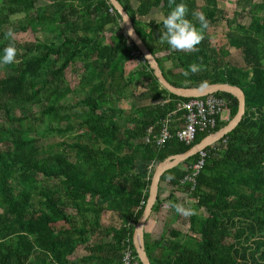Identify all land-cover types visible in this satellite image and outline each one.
<instances>
[{
  "label": "trees",
  "instance_id": "1",
  "mask_svg": "<svg viewBox=\"0 0 264 264\" xmlns=\"http://www.w3.org/2000/svg\"><path fill=\"white\" fill-rule=\"evenodd\" d=\"M39 1L0 0V57L10 42L4 36L9 28L48 35L44 42L24 46L15 41L20 50L16 61L0 65L5 71L0 77V264H121L129 240L142 264L133 237L157 165L198 146L229 122L219 118L215 131L200 134L191 145L174 136L156 146L153 138L161 121L192 98L164 89L144 61L138 78L150 81L149 99L123 108L121 100L131 99L135 86L126 66L135 60L133 52H140L127 33L106 42L109 26H123L110 1L45 0L38 5ZM118 1L172 85L229 84L246 97L243 121L224 139L228 145L207 160L196 190L189 193L181 181L199 154L161 177V183L185 188L196 214L184 217L181 224L188 225L189 232H172V241L164 237L151 246L144 235L151 264H264V2L239 0L231 20L221 11V0H175L188 5L187 18L197 27L193 12L204 13L210 22L198 51L187 53L161 42L163 23H150L151 29L144 30L137 24V17L146 18L154 9L167 15L168 0H136V9L130 0ZM25 13L28 24L12 21L14 15ZM244 16L249 18L247 25L236 21ZM222 23L228 28L227 52L210 41L211 28ZM232 49L241 51L245 66L225 60ZM23 51L34 60H25ZM160 52L167 56L159 59ZM167 62L174 66L166 70ZM192 63L202 65V71L185 77ZM62 90L72 95L71 101L58 99ZM214 95L230 102L231 122L238 112L237 99L227 93ZM74 115L92 118L61 125L63 117ZM182 117L181 112L174 116V133L183 127ZM46 122L51 132L75 136L57 145L33 137ZM161 203L159 196L154 213ZM104 212L121 216L123 227H102ZM30 226L35 233L29 232ZM80 247L83 255L71 261Z\"/></svg>",
  "mask_w": 264,
  "mask_h": 264
},
{
  "label": "water",
  "instance_id": "2",
  "mask_svg": "<svg viewBox=\"0 0 264 264\" xmlns=\"http://www.w3.org/2000/svg\"><path fill=\"white\" fill-rule=\"evenodd\" d=\"M109 1L114 11H116L119 17L121 18L128 39L138 49L140 54H142L146 63L150 67V70L153 72V75L164 89H166L171 94L183 98H204L217 93H227L233 95L238 101V112L234 117V119L231 122H229V124L224 129L206 138L198 146H193L187 152L183 154L171 156L157 165L158 167L154 174L151 192H150V198L146 206V210L144 212L142 221L140 222L139 225H137L134 235V246L137 251L140 262L142 264H151L145 248L144 231L147 226V223L149 222V220L151 219L154 213V207L159 199V191L162 181L161 177L165 172L179 166L189 158L196 156L200 152H203L211 148L212 146L220 143L221 141L226 139L229 136V134H231L234 130H236V128L243 121L245 115L246 97L244 92L239 87L231 86L229 84H213L203 89L178 88L172 85L164 76L154 56L147 49L145 44L138 36L135 27L133 25V22L130 19L128 13L125 11L124 7L121 5V3L118 0H109Z\"/></svg>",
  "mask_w": 264,
  "mask_h": 264
},
{
  "label": "crops",
  "instance_id": "3",
  "mask_svg": "<svg viewBox=\"0 0 264 264\" xmlns=\"http://www.w3.org/2000/svg\"><path fill=\"white\" fill-rule=\"evenodd\" d=\"M131 8L136 9L138 4L136 0H130ZM166 15L161 9H154L151 14L146 18H138L136 19L137 24L140 29H148L150 27V23H162L163 18ZM125 29L122 25L117 24L116 26H109L107 28L105 39L106 42L109 44L112 42L114 38L119 37L121 34L126 33L124 32ZM165 56H167V53L160 52L157 57L159 59H163ZM142 63H138L136 60H131L127 63L126 71L127 76H134V87H133V95L131 96V99L128 98L129 106L132 108L133 105L138 106L141 99L142 101H145L149 99L147 96L148 94V84L150 81L143 82L138 78L139 76V66H141ZM174 64L172 62L164 63L165 69H170L173 67ZM141 101V102H142ZM121 106L123 107L122 103ZM124 108V107H123ZM129 108V109H130ZM128 109V108H125ZM230 116V112H227V117L222 118V122H228ZM171 193H173L172 199H169ZM159 196H161V204L158 205V208L155 213H153L151 219L147 223V226L144 231L145 238L147 240V243L152 246L154 242H157L164 237L167 238V240L172 241L174 238L172 237V232H182L185 233L188 231V225L184 226L181 224L184 217L182 215L178 214L170 208V210H166L164 207L168 204V201H174L176 203H185L186 206L191 204L192 201L188 197V193L185 191V188L180 187H172L167 182H162L160 186ZM175 197V199H174ZM105 204H103V207ZM101 226L105 229H112V230H119L121 227H123V224L125 223L124 220H122L121 216L113 214V213H106L104 212L101 216ZM189 232V231H188ZM187 232V233H188ZM135 235V234H134ZM110 240V239H109ZM170 241H167V244H171ZM133 244H134V237H133ZM71 260V259H70ZM72 261V260H71Z\"/></svg>",
  "mask_w": 264,
  "mask_h": 264
},
{
  "label": "built area",
  "instance_id": "4",
  "mask_svg": "<svg viewBox=\"0 0 264 264\" xmlns=\"http://www.w3.org/2000/svg\"><path fill=\"white\" fill-rule=\"evenodd\" d=\"M111 12L113 13V10ZM132 56L138 63H144L145 61L143 56L138 52H133ZM229 106L230 102L227 99L215 95L205 98H192L191 100L182 103V105L178 107L177 112L183 113V117L180 119V121H183V127L174 133L172 131V124L177 112L171 116L169 115L161 121L160 132L153 138L156 146H163L174 136L186 145L196 143L200 134L212 133L217 129L219 126V118H223V115L228 111ZM147 142L151 143V138L148 137ZM227 145L228 141L223 140L222 144L218 143L211 148L200 152L197 162L187 168L189 173L181 181V185L185 187L188 186L189 193L196 190L198 186V177L204 170L207 160L214 152L220 153ZM167 205L164 207L166 210H170V207ZM130 243V240L124 243L121 264H138V260L134 255V250L130 246Z\"/></svg>",
  "mask_w": 264,
  "mask_h": 264
},
{
  "label": "clouds",
  "instance_id": "5",
  "mask_svg": "<svg viewBox=\"0 0 264 264\" xmlns=\"http://www.w3.org/2000/svg\"><path fill=\"white\" fill-rule=\"evenodd\" d=\"M173 5L175 6L173 7ZM168 7L170 11L162 20L164 31L160 35L161 42H166L174 51H183L187 53L198 51L197 45L204 39V30L209 27L210 23L206 19L204 13H192L193 18L199 21V27H197L192 20L187 18L189 8L186 3L181 2L176 4L175 0H168ZM4 36L5 39L10 42L3 49V56L0 57V65H11L16 61L20 50L15 46V33L12 28H9ZM202 67L203 66L200 64L192 63L188 65L183 75L189 77L192 74L202 71ZM206 87L207 83L202 82L201 89ZM168 179L172 180L175 179V177L169 176ZM167 206L174 209L177 214L185 218L196 214V209L190 204L186 206L185 203L168 201Z\"/></svg>",
  "mask_w": 264,
  "mask_h": 264
},
{
  "label": "rangeland",
  "instance_id": "6",
  "mask_svg": "<svg viewBox=\"0 0 264 264\" xmlns=\"http://www.w3.org/2000/svg\"><path fill=\"white\" fill-rule=\"evenodd\" d=\"M239 2V0H231L230 2H225L223 0H221L220 2V9L223 12V14L225 16L228 17V19L234 20L236 17V13L238 11V7H237V3ZM264 2V0H254V3L256 4H262ZM45 3V0H40L38 5H42ZM12 21L15 24H28V18L26 13L25 14H18V15H14L12 17ZM239 21L240 24L243 25H247V23L249 22V18H245V16L243 18H240V20H236ZM228 28L225 25V23H222L218 26L212 27L210 30V41L211 44L217 48H219L221 51H225L227 52V50H229L228 48ZM48 36V35H47ZM47 36L44 34H40V33H34L33 31H31V29H29L27 32H20V33H15V41H17L19 44H21V46H24L27 43H37V42H41V41H45L47 40ZM22 57L27 60V61H32L34 60L32 57H30V55L28 53H25L24 51L22 52ZM227 62L232 63L236 66L239 67H243L245 66L244 60H243V56L241 51L239 50H235L232 49L230 50V54L226 57L225 59ZM5 71H1L0 70V77H3ZM68 78L71 79L72 81H74L75 76L72 75V73L68 74ZM79 97H74V99H78ZM59 100H63V99H67L69 101L72 100V95L69 94L68 91L62 90V92L60 93V95L58 96ZM68 101V102H69ZM129 101L128 99H123L121 100V103L123 105L124 108H130L131 106H129ZM227 112L226 111L224 113V117H227ZM92 116L89 115H74V116H66L63 117L62 121H61V125H66L67 123H71V122H80V121H84V120H89L91 119ZM228 122H230V116H229V120ZM55 128H59L58 125L54 126ZM50 124L49 122H46L44 125H41L38 127L37 130V135H33V137H37V138H42L44 140H47L49 142V144L52 145H57L62 143L63 141H69L71 138H73L75 136V134H68V135H61L58 133H54L50 131ZM84 140V139H83ZM81 140V141H83ZM68 214L70 215H75L74 212L69 211ZM62 225L59 226V228H61ZM36 229L32 226H30L29 228V232L30 233H35ZM83 255V248H78L75 253L74 256L71 257L70 259L72 261H74L77 257H80Z\"/></svg>",
  "mask_w": 264,
  "mask_h": 264
}]
</instances>
